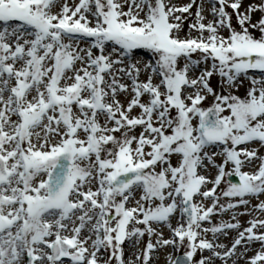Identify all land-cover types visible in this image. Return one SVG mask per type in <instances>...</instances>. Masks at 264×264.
<instances>
[{
	"label": "snow or ice",
	"instance_id": "6c2138e0",
	"mask_svg": "<svg viewBox=\"0 0 264 264\" xmlns=\"http://www.w3.org/2000/svg\"><path fill=\"white\" fill-rule=\"evenodd\" d=\"M260 148L264 0H0V264H264Z\"/></svg>",
	"mask_w": 264,
	"mask_h": 264
},
{
	"label": "rangeland",
	"instance_id": "374dc122",
	"mask_svg": "<svg viewBox=\"0 0 264 264\" xmlns=\"http://www.w3.org/2000/svg\"><path fill=\"white\" fill-rule=\"evenodd\" d=\"M175 1H178V0H175ZM186 1H190V0H186ZM186 1L184 0V1H182V2L180 3V0H179V2L176 3V5H177V6H182V5H184V4L186 3ZM229 2H231V0H229ZM179 3H180V5H178ZM243 3H244L245 6H247V4H249V3H259V1L257 2V0H243ZM204 8H205L204 15H205V17H206L205 23H207L208 21H210V20L213 19L212 15H211V13H210L211 4H210L209 2H206L205 5H204ZM193 11H195V8L193 9ZM229 11H231V9H229ZM185 15H187V14H185ZM260 16H261V14H260L259 12L255 13V14L253 15V22H255V21H257L258 19H260ZM193 22H194V17H190L188 20H186V21L184 22V25H183V27H184V31L181 33V35H186V34H187L189 24H190V23H193ZM233 25H234V26H237V25H236V17H235V15L233 16ZM237 27H238V26H237ZM250 29H251V28H250ZM249 31H251V30H249ZM225 32H226V31H225ZM251 32H253V34L256 35V36H259V33L256 32L255 30H254V31H251ZM223 33H224V32H223ZM192 35L195 36V35H197V33H196L195 31H193V32H192ZM140 52H143V51H142V50L138 51V55H139ZM140 56H141V55H140ZM141 57H143V56H141ZM143 58H146V57H143ZM143 79H145V77L142 75V76H141V80H143ZM211 84H212V86H213L214 88H217V77H216V76H214V77L212 78V80H211ZM241 88H242V87H241ZM241 88H240V89H241ZM218 90H219V89H218ZM242 91H243V89H241V90L239 91V94H240V95H244L245 92H242ZM244 91H245V88H244ZM120 99L122 100V102L127 103V99H126V97H125L124 95H121V96H120ZM210 102H211V97H209V100L205 102V105L207 106L208 104H210ZM139 131H140V129L137 128V129H136L137 134L139 133ZM251 147H259V145H251ZM260 151H261L262 154H264V148H260ZM219 159H220V158H218V160H219ZM174 162H175V161H174ZM256 163H258V162H256ZM230 168H231V166H229V169H230ZM244 170H245V171L252 172V171H255L256 169H255V166H247V167L244 168ZM212 174L215 175V169L212 170ZM210 186H211V185H209V187H210ZM224 187H225V185L222 184V185H221V189H223ZM219 192H220V189H218V193H219ZM259 199H260V200H264V196H261ZM226 201H227V198H223V199H222V202H226ZM256 201H258V200L253 199V200L251 201L252 205H255V202H256ZM207 202L210 203V201H207ZM239 211H244V209L241 208V209H239ZM263 215H264V214H261V213L257 210V211H254V212L252 213V215H241V216L238 217V219L240 220V222H241V224H242V227H247V226H248L247 221H249L250 219H252V218L255 217V216H261V217H263ZM223 218H224L225 220H230V219H231V215H230V214H225ZM173 219H175V217H173ZM213 219H214V222H218L219 217L217 216V217H214ZM172 223H173V226H175V225H176V219H175L174 221H172ZM162 231H163V236H164L165 239H168V238L171 237V233H170V231H169L166 227L163 228ZM235 235H236V233H235V232H232V233L230 234L229 239L225 240V242H226V243H229L230 240H231V237H234ZM209 238H211V237H209ZM146 240H147V237L143 238V241L141 242V244H140V246H139L140 249H144L145 244H146ZM252 248H253V250H257V249L259 248V245H258V244H253V245H252ZM124 249H125V258H126V259H134V257L132 256L133 249H132L131 245L128 244V242L125 243V245H124ZM156 251H158V252H160V253H158L157 255H155L156 252L154 253V257H153V259L150 261V264H167V256H168L169 254H173V255L178 254V253H176L175 249H173L171 246H168V247H166V248H160V249H157ZM182 251H183V250H181V252H182ZM253 254H254V251H250V252L248 253V256H251V255H253ZM205 255H207V253H205ZM161 260H162V262H161ZM216 264H220V261L217 260V261H216Z\"/></svg>",
	"mask_w": 264,
	"mask_h": 264
},
{
	"label": "bare ground",
	"instance_id": "6f19581e",
	"mask_svg": "<svg viewBox=\"0 0 264 264\" xmlns=\"http://www.w3.org/2000/svg\"><path fill=\"white\" fill-rule=\"evenodd\" d=\"M182 1H184V0H180V3H181ZM185 1H186V0H185ZM258 1L260 2V0H257V2H258ZM178 2H179V0H178V1L172 0V3L175 4V5H176V3H178ZM189 2H190V1H186L185 4H187V3H189ZM197 2L199 3V0H197ZM180 3H179L178 5H180ZM185 4H184V5H185ZM249 30L254 31V29H249ZM251 31H250V32H251ZM223 35L226 36V35H227V32H224ZM138 56H139V57H141V56L146 57V58H143V57H142V58L145 59V60L148 59V58H147L148 55H144L143 53H142L141 56H140V55H138ZM241 89H243L242 92H245V91H244V87H242ZM241 89H240V90H241ZM135 113H136V112L134 111V114H135ZM206 203H208V202H206ZM257 203H258V201L255 202V204H257ZM174 220H175V219H172V221H174ZM158 253H160V252L156 251L155 255H157ZM161 262H162V260H161ZM239 264H244V260H243V259L240 260V261H239Z\"/></svg>",
	"mask_w": 264,
	"mask_h": 264
},
{
	"label": "water",
	"instance_id": "95a60500",
	"mask_svg": "<svg viewBox=\"0 0 264 264\" xmlns=\"http://www.w3.org/2000/svg\"><path fill=\"white\" fill-rule=\"evenodd\" d=\"M236 182V181H235Z\"/></svg>",
	"mask_w": 264,
	"mask_h": 264
}]
</instances>
